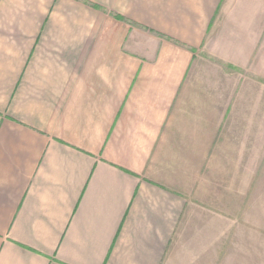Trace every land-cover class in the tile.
Segmentation results:
<instances>
[{
    "label": "crops",
    "instance_id": "crops-1",
    "mask_svg": "<svg viewBox=\"0 0 264 264\" xmlns=\"http://www.w3.org/2000/svg\"><path fill=\"white\" fill-rule=\"evenodd\" d=\"M223 2L0 0V264H221L242 142L196 65Z\"/></svg>",
    "mask_w": 264,
    "mask_h": 264
},
{
    "label": "rangeland",
    "instance_id": "rangeland-1",
    "mask_svg": "<svg viewBox=\"0 0 264 264\" xmlns=\"http://www.w3.org/2000/svg\"><path fill=\"white\" fill-rule=\"evenodd\" d=\"M198 57L196 71L226 91L222 102L236 99L242 142L243 208L228 227L221 264H264V0H224Z\"/></svg>",
    "mask_w": 264,
    "mask_h": 264
}]
</instances>
